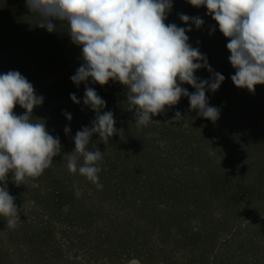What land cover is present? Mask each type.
Masks as SVG:
<instances>
[{"label": "rangeland", "instance_id": "374dc122", "mask_svg": "<svg viewBox=\"0 0 264 264\" xmlns=\"http://www.w3.org/2000/svg\"><path fill=\"white\" fill-rule=\"evenodd\" d=\"M172 2L166 24L187 28L191 22L185 24L180 13L204 20L200 28L191 24L186 34L225 77L218 90L206 92L209 105L220 109L219 119L213 123L198 116L182 96L138 128L127 109L126 87L113 81L102 111L114 113L124 139L117 133L105 144L93 135L88 148L98 147L103 156L98 162L102 188H97L67 168L76 132L91 127L96 116L70 79L83 63L81 47L72 42L66 24L54 32L39 27L26 0H0V74L16 70L25 76L44 97L33 109V122H45L53 136L68 137L67 149L61 141L53 165L27 185L17 186L9 173L7 186L20 206L19 218L30 221L11 233L0 217V264H264V84L254 93L237 87L229 38L206 6ZM195 75L208 79L211 73L201 68ZM182 87L196 91L187 83ZM13 111L22 115L26 109L17 104ZM177 111L182 117L171 121ZM64 183L74 195L60 211L52 202ZM62 193L67 196V190ZM35 200L40 209L32 210ZM34 228L40 240L31 239L37 244L31 246L21 234Z\"/></svg>", "mask_w": 264, "mask_h": 264}, {"label": "clouds", "instance_id": "9594fccd", "mask_svg": "<svg viewBox=\"0 0 264 264\" xmlns=\"http://www.w3.org/2000/svg\"><path fill=\"white\" fill-rule=\"evenodd\" d=\"M196 7L206 6L207 15L218 23L219 30L229 38L227 49L231 65L236 69L233 83L254 93L256 85L264 84V0H188ZM37 25L49 32L61 24L74 44L82 49V65L70 79L79 86L86 85L84 105L96 112L91 127L83 126L74 136L75 148L67 155V168L102 188L98 166L103 158L99 148L89 150L94 134L107 144L119 134L124 139V129L116 128L112 111H102L106 101L88 85H106L110 80L127 89L128 110L134 112L135 124L147 126L153 116L165 112L166 107L188 97L190 109L197 115L215 123L220 109L210 106L207 91L215 92L225 80L220 72L208 63L206 54L189 43L191 24L200 28L204 20L183 13L179 18L189 24L187 28L175 23L166 24L172 0H26ZM212 31H215L213 27ZM207 68L210 78L195 75ZM192 85L196 91L182 87ZM71 99L80 103L75 93ZM44 97L37 95L33 84L19 71L0 74V217L6 226L15 228L20 206L8 190L9 173L17 186L26 184L53 165L54 157L61 153L59 136L49 133L45 122H33L32 113L42 105ZM19 104L26 112L14 113ZM68 120L70 113L65 112ZM177 111L171 121H178ZM66 134L71 129L66 126ZM82 158V163H80ZM79 195V190H77Z\"/></svg>", "mask_w": 264, "mask_h": 264}, {"label": "trees", "instance_id": "16d2710c", "mask_svg": "<svg viewBox=\"0 0 264 264\" xmlns=\"http://www.w3.org/2000/svg\"><path fill=\"white\" fill-rule=\"evenodd\" d=\"M112 84H113V81L112 80H110L109 83L106 84V85H100L99 83H92L91 78H89V82H88V85L87 86L93 87L97 91L98 95H100L102 98H105V97H108V95H104V94H110L111 93L108 90H110V86ZM85 89H86L85 83L84 82H81L80 85H79V87L77 89H74V91H75V93L81 94V95L84 96L85 95ZM59 138H60V141H62V143L64 145V148L67 149L66 145H67L68 137L67 136H63V134H62V135L59 136ZM60 186L62 188V191L63 190H67V193H66L67 196L63 198V196H64L65 193H62V191H61V192H59V196L56 197V199L52 203H53V208L54 209H58L59 208L60 211L61 210L62 211L63 210L65 211L67 209V206L66 205H68V203L65 200L66 199L68 200V198L70 196L73 197L74 192L72 190H70L71 186L68 183H64L63 185H60ZM35 203H36V206L33 207L32 210L40 209L38 203L36 202V200H35ZM73 208H74V205L73 206L72 205L71 206L70 205L68 206V209H73ZM47 212H48V210H47ZM30 215H27V213H24V216H26V218H30V217H31V219H36L37 218V215L32 216V215H34L32 213ZM27 221H30V219L18 218V223H17V226L15 227V229L28 227L29 225H28ZM57 224L64 226V223L61 222V221H58ZM41 226H43V225H41ZM12 230H14V229L11 228V233H12ZM21 236H22V238L25 241H29L30 244H31V246L37 245V244L31 242V239H34V240L39 239L40 240L39 231H37L36 228H34L30 232L23 231L22 234H21ZM7 237H9L10 239H13L12 236H10V235L7 236ZM7 242H9V240H7ZM35 248H37V247H35ZM25 250L28 251V249H26V248H25ZM0 251H2V250H0ZM36 252H37V250H36ZM38 252H39V250H38ZM27 262L28 261H26V263ZM29 264H38V263L37 262H33V263H29Z\"/></svg>", "mask_w": 264, "mask_h": 264}]
</instances>
